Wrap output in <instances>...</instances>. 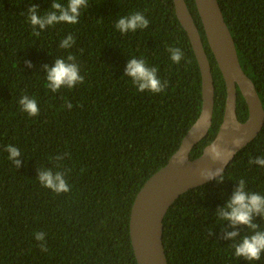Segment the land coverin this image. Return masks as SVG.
<instances>
[{
	"label": "trees",
	"instance_id": "16d2710c",
	"mask_svg": "<svg viewBox=\"0 0 264 264\" xmlns=\"http://www.w3.org/2000/svg\"><path fill=\"white\" fill-rule=\"evenodd\" d=\"M198 27L215 86L212 125L191 151L196 159L210 145L223 121L227 89L209 47L194 0H185ZM53 0H0V264H138L130 236V215L144 184L164 167L199 118L202 76L190 39L177 18L173 0H88L77 24L36 26L27 20ZM61 4L67 0H60ZM235 41L240 65L252 80L264 109V0H218ZM149 20L144 30L121 34L116 21L131 12ZM23 13V14H22ZM71 34L75 44L61 49ZM169 47L183 52L179 64ZM76 57L84 82L52 93L45 87V65ZM135 57L157 68L167 88L139 92L126 75ZM31 65L30 67L28 65ZM237 116L248 107L237 91ZM35 98L39 114L29 117L18 103ZM72 105L71 108L67 104ZM19 148L20 166L6 146ZM264 126L240 150L220 177L182 194L164 218L168 264H248L236 258L229 232L239 241L250 230L219 220L233 192L264 195ZM59 158V159H58ZM41 169L63 174L70 186L56 194L39 183ZM264 229V220L253 216ZM44 232L48 251L34 233ZM252 264H264L261 261Z\"/></svg>",
	"mask_w": 264,
	"mask_h": 264
},
{
	"label": "water",
	"instance_id": "95a60500",
	"mask_svg": "<svg viewBox=\"0 0 264 264\" xmlns=\"http://www.w3.org/2000/svg\"><path fill=\"white\" fill-rule=\"evenodd\" d=\"M194 1L207 42L226 84L224 117L213 142L201 156L192 160V149L207 136L212 125L215 86L203 41L186 1L173 0L177 18L190 39L200 67L203 106L179 149L164 167L150 177L135 198L130 215V236L138 264H168L163 243V222L168 210L182 194L220 177L213 175L209 178L201 172L215 173L220 169L223 173L237 153L252 142L264 126L262 102L254 83L240 65L235 41L218 0ZM238 89L248 107L245 122L237 116ZM239 138H243V142L237 146L234 140ZM213 147L227 159H211Z\"/></svg>",
	"mask_w": 264,
	"mask_h": 264
},
{
	"label": "clouds",
	"instance_id": "9594fccd",
	"mask_svg": "<svg viewBox=\"0 0 264 264\" xmlns=\"http://www.w3.org/2000/svg\"><path fill=\"white\" fill-rule=\"evenodd\" d=\"M88 7V0H67V3L61 4L60 0H53L51 9L43 15H38V8L32 6L27 11L28 23L32 26V34L39 37V33L35 31L36 26L44 29L46 26H55L56 24L67 23L77 24L81 15V9ZM23 14V13H22ZM149 25V20L142 12H131L128 15L121 16L115 23L114 27L121 34L128 32H136L137 29L144 30ZM74 37L69 34L61 40L59 47L61 49H69L75 44ZM167 51L170 54V59L173 63L179 64L183 58V52L178 47H169ZM76 57L69 54L66 58L55 59L54 66L49 67L45 65L46 70V84L45 87L52 93L58 92L62 86L66 88H73L75 85L84 82V77L80 75L79 65L75 62ZM31 66L30 64L28 65ZM158 69L149 68L143 59L133 57L127 65L126 75L132 77V84L137 91L144 92L148 90L151 93H160L167 88L166 84H162L161 80L157 78ZM23 112L27 113L29 117H34L39 114V107L35 98H30L27 95L22 96L18 101ZM71 108L70 103L67 104ZM243 142V138L234 140V144L239 146ZM8 153V159L12 161L16 167L20 166L21 156L19 148L8 145L5 148ZM231 153H228L230 156ZM211 159L220 160L227 159L222 157L221 152L213 147ZM59 159V158H58ZM258 163L264 166V157L249 160V164ZM183 163V161H181ZM201 175L211 178L213 175H219L221 181L223 175L220 169L215 173L201 172ZM39 183L42 187L51 189L54 193H67L70 191L69 184L65 181L63 174L59 171L53 174L51 169H41L39 173ZM259 216L264 220V195L258 193L246 192L244 180L239 181V186L233 192L230 201L225 208L218 211V219L226 220L231 223L233 227L243 225L250 230L249 235H245L239 241L236 240L238 232L232 231L227 233L226 239H231L234 243L231 247L234 249L233 255L236 258H241L252 264V262L261 261L262 254H264V229L259 225L253 223V216ZM45 233H34L35 239L40 241L41 250L47 252L45 242Z\"/></svg>",
	"mask_w": 264,
	"mask_h": 264
}]
</instances>
